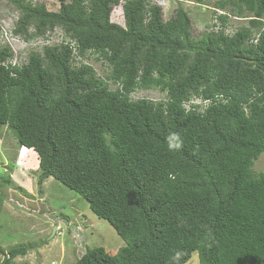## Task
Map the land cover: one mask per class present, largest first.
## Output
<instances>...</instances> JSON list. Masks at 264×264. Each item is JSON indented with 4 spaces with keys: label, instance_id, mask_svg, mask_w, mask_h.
Wrapping results in <instances>:
<instances>
[{
    "label": "trees",
    "instance_id": "1",
    "mask_svg": "<svg viewBox=\"0 0 264 264\" xmlns=\"http://www.w3.org/2000/svg\"><path fill=\"white\" fill-rule=\"evenodd\" d=\"M6 1L19 12L12 35L60 29L63 40L14 66L0 47V129L36 153L38 186L51 177L75 192L125 243L87 248L75 264H186L195 252L199 264H264V171L253 170L264 152V0H218L247 26L230 35L221 14L201 37L182 7L165 21L150 0H57L56 11ZM117 6L123 26L110 20ZM89 54L109 65L105 79ZM149 89L164 98L131 99ZM173 132L183 145L170 151Z\"/></svg>",
    "mask_w": 264,
    "mask_h": 264
},
{
    "label": "rangeland",
    "instance_id": "2",
    "mask_svg": "<svg viewBox=\"0 0 264 264\" xmlns=\"http://www.w3.org/2000/svg\"><path fill=\"white\" fill-rule=\"evenodd\" d=\"M43 3L50 11L59 7L57 0H29ZM218 0H150L161 6L163 19L168 20L175 8L182 7L192 23L194 36L209 33L217 17L228 16L225 32L233 34L247 26L249 18L238 17L227 8L216 9ZM19 12L6 0L0 2V47H8L17 54L16 63L23 64L30 53H41L42 48L59 44L63 40L60 29L47 32L45 37L25 41L12 35ZM248 16V15H245ZM110 20L123 26L121 7H114ZM31 31V29H30ZM67 41L68 39H64ZM12 56L11 61L14 60ZM86 58V57H85ZM89 54L84 62L91 65L99 79L110 73L109 65ZM110 89L114 85L109 84ZM164 94L157 89L137 90L132 100L159 101ZM254 172L264 171V152L255 160ZM38 159L31 149L19 147L14 133L6 127L0 129V264L8 251L27 248L25 256L15 258L12 264H75L88 248L103 247L116 251L124 241L105 220L97 218L88 203L78 194L49 177L41 186L37 184ZM8 178V184L1 182ZM55 228V230H54ZM54 231V233H53ZM186 264H199L198 254H192Z\"/></svg>",
    "mask_w": 264,
    "mask_h": 264
},
{
    "label": "clouds",
    "instance_id": "3",
    "mask_svg": "<svg viewBox=\"0 0 264 264\" xmlns=\"http://www.w3.org/2000/svg\"><path fill=\"white\" fill-rule=\"evenodd\" d=\"M121 11H122V10H121ZM122 17H123V15H122ZM17 57H18L17 54H14V56H13L14 60L11 61V59H12V58H11L8 62H9L12 66H14V65H18V63L14 62V61H16L15 59H16ZM192 101L195 102V99H193ZM205 104H206V103H205ZM166 141H167L168 149H169L170 151L179 150V149L182 147V145H183V140H182L181 136L179 135V133H175V132H173V133H169V135L166 137ZM36 156H37V155H36ZM181 254H182V253L178 250V251L174 254L173 259L175 260V259L179 258V257L181 256Z\"/></svg>",
    "mask_w": 264,
    "mask_h": 264
},
{
    "label": "water",
    "instance_id": "4",
    "mask_svg": "<svg viewBox=\"0 0 264 264\" xmlns=\"http://www.w3.org/2000/svg\"><path fill=\"white\" fill-rule=\"evenodd\" d=\"M54 230H55V228H54ZM53 233H54V231H53Z\"/></svg>",
    "mask_w": 264,
    "mask_h": 264
},
{
    "label": "built area",
    "instance_id": "5",
    "mask_svg": "<svg viewBox=\"0 0 264 264\" xmlns=\"http://www.w3.org/2000/svg\"><path fill=\"white\" fill-rule=\"evenodd\" d=\"M193 102V101H192Z\"/></svg>",
    "mask_w": 264,
    "mask_h": 264
}]
</instances>
